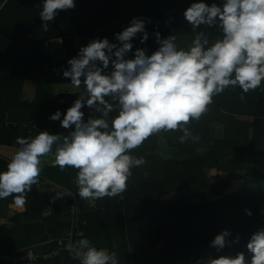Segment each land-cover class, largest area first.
I'll return each mask as SVG.
<instances>
[{"label": "trees", "instance_id": "16d2710c", "mask_svg": "<svg viewBox=\"0 0 264 264\" xmlns=\"http://www.w3.org/2000/svg\"><path fill=\"white\" fill-rule=\"evenodd\" d=\"M193 2L200 0H76L75 9L60 11L45 32L39 17L43 0H0V122L11 112L25 111L38 126L1 127L0 144L19 146L17 137H34L43 130L62 135L69 131L49 117L57 110L66 114L82 93L54 94L40 82L35 99L28 100L23 98L27 80L48 79L55 63L67 68V61L93 39L117 43L115 34L139 14L162 19L158 31L167 38L170 22L178 20ZM146 31L148 41L140 43L142 34L135 38L133 52L147 48L151 55L158 49L153 25L146 24ZM197 31L206 32L210 42L221 36L215 28L201 26ZM56 38L60 41L52 48L49 42ZM128 58H134L132 53ZM82 111L85 120L92 114L87 107ZM115 115L110 114V118ZM216 124L222 127L221 136ZM189 128L193 138L199 137L198 142L190 138L179 143L182 132H167L152 136L131 153L143 156L146 163L132 169L122 198L81 199L87 220L82 238L98 249L115 251L119 264H197L208 255L218 258L240 251L250 259L246 244L253 233L264 228V82L247 94L239 87L226 89ZM162 137L166 140L163 147L159 146ZM200 148L203 151L197 150ZM162 153L169 157H162ZM9 161L0 158V172L7 170ZM42 169L39 183L27 194L25 208L12 206L13 197L0 200V228L9 234L0 239V264H15L2 256H20L29 247L44 254L66 244L62 238L70 227L68 205L72 193L79 198L76 170L60 171L53 165H43ZM56 193L62 198L52 202ZM4 206L7 214L2 213ZM49 210L52 214L44 216ZM5 221L15 225L9 229ZM224 230L232 233L230 241L239 235L240 243L217 253L210 244ZM159 246L167 251L164 255L161 252V257L156 253ZM35 264L80 262L62 250L60 255L40 258Z\"/></svg>", "mask_w": 264, "mask_h": 264}, {"label": "clouds", "instance_id": "9594fccd", "mask_svg": "<svg viewBox=\"0 0 264 264\" xmlns=\"http://www.w3.org/2000/svg\"><path fill=\"white\" fill-rule=\"evenodd\" d=\"M75 7L76 0H43L41 28L47 32L60 11ZM183 15L196 33L187 49L178 45V34L163 38L157 31L156 51L148 55L147 48H137L133 52L135 38L142 34L140 43L148 41L146 24L151 23L133 18L115 34L117 43L93 39L67 61L63 77L77 89L83 84L85 94L74 100L66 114L57 110L49 119L59 121L68 134L43 130L34 137H17L19 147L7 170L0 172V200L13 197L12 206L25 208L27 194L39 183L43 158L49 155H54L53 166L60 171L76 170L80 199L122 198L132 169L146 163L143 156L131 154L134 150L152 136L167 132H182L179 143H185L193 138L189 126L209 111L215 96L230 87H239L245 94L261 87L264 0H221L211 5L200 0ZM201 26L218 29L221 36L210 42L206 32L197 31ZM129 53L134 58H128ZM85 107L92 113L87 120ZM193 139L199 141V137ZM59 198L56 193L52 202ZM245 212L252 216L250 210ZM231 235L229 230L222 231L210 247L220 253L239 244L241 237L230 241ZM246 248L250 259L240 251L234 256L208 255L197 264H264V228L251 235ZM66 250L80 264H119L115 251L98 249L87 238L70 240Z\"/></svg>", "mask_w": 264, "mask_h": 264}, {"label": "crops", "instance_id": "0c3cea01", "mask_svg": "<svg viewBox=\"0 0 264 264\" xmlns=\"http://www.w3.org/2000/svg\"><path fill=\"white\" fill-rule=\"evenodd\" d=\"M215 3H217V2H215ZM219 3H217V4H219ZM183 13L184 12L180 13L178 20H174V21L170 22V29H171V33L178 34V37H179L178 41H177L178 45L182 48L187 49L191 45V42L194 39V36L196 33L192 32V27L185 20ZM60 69H66V68L61 67V66L59 67L55 63L54 66L52 67V70H51L52 73L48 79H47V77L46 78L32 77L31 79L27 80L25 82V85L23 88V98L28 99V100H34L36 97V94H37L38 84L40 82H42V83L45 82L44 88L49 92H53L54 94H60V93H65V92L66 93L81 92L82 94H85V88H84L83 84L81 85V87L79 89H77L70 84L71 82L68 79L62 78L61 75L58 76ZM63 83L65 84V86H64V90L61 91L57 87L62 86ZM8 115H9V118L11 121L18 123L20 125H28L32 122L29 119L28 112H25V111H15V112L9 113ZM18 147L19 146H9V145L0 144V158H5V159L10 160L11 157L17 151ZM53 160H54V155H49L47 157H44L42 166L43 165H53ZM55 186H53L52 189H54L56 191L57 186L56 187ZM5 209H6V207L4 206V210L2 211V213L7 214V211H5ZM45 213H46V215H44V216L52 214V212L50 210L45 212ZM22 221H23V219H22ZM4 224L9 229H12L13 226L15 225L14 222H10V221H5ZM8 236H9L8 232L3 231L0 228V239L4 240ZM33 250L36 251V249H34V248H33Z\"/></svg>", "mask_w": 264, "mask_h": 264}, {"label": "built area", "instance_id": "2783aa9c", "mask_svg": "<svg viewBox=\"0 0 264 264\" xmlns=\"http://www.w3.org/2000/svg\"><path fill=\"white\" fill-rule=\"evenodd\" d=\"M135 18L150 19L151 20L150 24L153 25L156 31L160 30L161 25L163 24L162 19L156 18L155 16L149 15V14H139ZM76 39L78 40L79 37H77ZM59 41H60L59 38L52 39L49 42V44L52 46V48H54L56 43ZM17 126H19V124L11 121L8 115H6L3 121L0 122V128L1 127H17ZM24 126H29L34 129L38 127L36 124H33V123H30ZM72 194H73V199H72V202L68 205V209H67V215L70 221V227L65 231L63 235L62 239L66 242L63 248L54 250L49 253L41 254V253L34 251L32 247H29L27 252L20 256H17V253H16L13 258H11L9 255H3L2 257L6 260H12L15 264H20V262L22 261H27L30 264H35L40 258L51 259L55 256L60 255L62 250H66V245L68 244L70 240L75 242L79 238H82L85 235L84 227L87 225V220L84 219L85 209H84V205L81 199H79L75 193H72Z\"/></svg>", "mask_w": 264, "mask_h": 264}, {"label": "rangeland", "instance_id": "374dc122", "mask_svg": "<svg viewBox=\"0 0 264 264\" xmlns=\"http://www.w3.org/2000/svg\"><path fill=\"white\" fill-rule=\"evenodd\" d=\"M203 2L207 3L208 0H203ZM210 2H211V1H210ZM214 2H217V3L220 2V3H221V0H214ZM169 35H173V33H169ZM63 70H64V69H60V70H59V73H58V76L61 75L62 78H64V77H63ZM64 79H65V78H64ZM64 86H65V84L63 83L62 86H58L57 88H58L59 90L63 91V90H64ZM214 127L216 128V131L218 132L219 136H221V135H222V127L219 126L218 124L214 125ZM165 144H166L165 139H164L163 137L160 138V140H159V146H162V147H163ZM161 156L164 157V158L169 157V155L166 154V153H162ZM247 161H249V160L247 159ZM240 174H242V172H239L238 175H240ZM105 248L108 249L107 247H105ZM108 250H109V249H108ZM161 252H162L163 255H164V254H166L165 252H167V251L162 250V248L159 246V247L156 249V253H157V255L160 256V257L163 256Z\"/></svg>", "mask_w": 264, "mask_h": 264}, {"label": "water", "instance_id": "95a60500", "mask_svg": "<svg viewBox=\"0 0 264 264\" xmlns=\"http://www.w3.org/2000/svg\"><path fill=\"white\" fill-rule=\"evenodd\" d=\"M44 215H46V213H44Z\"/></svg>", "mask_w": 264, "mask_h": 264}]
</instances>
